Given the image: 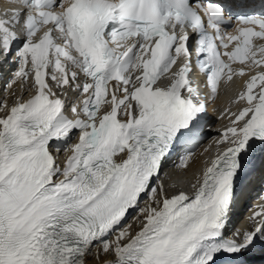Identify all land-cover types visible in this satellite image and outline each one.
<instances>
[{
  "label": "snow or ice",
  "instance_id": "6c2138e0",
  "mask_svg": "<svg viewBox=\"0 0 264 264\" xmlns=\"http://www.w3.org/2000/svg\"><path fill=\"white\" fill-rule=\"evenodd\" d=\"M15 3L0 18V51L19 43L16 78H32L36 91L0 103V264H86L96 247L114 256L105 264H247L244 254L264 245V205L242 239L225 232L249 165L264 156V9L251 14L246 0ZM234 76L247 77L234 101L244 106L222 113L230 126L195 191L154 187L162 162L198 143L205 97ZM50 148L71 153L63 166ZM130 210L143 217L135 234L122 227Z\"/></svg>",
  "mask_w": 264,
  "mask_h": 264
},
{
  "label": "bare ground",
  "instance_id": "6f19581e",
  "mask_svg": "<svg viewBox=\"0 0 264 264\" xmlns=\"http://www.w3.org/2000/svg\"><path fill=\"white\" fill-rule=\"evenodd\" d=\"M220 103V102H219ZM216 104V103H215ZM205 156H200L198 159H196L185 171L186 174L183 176H186L185 179L188 183L192 182L194 180V178L196 177L197 171L196 169L199 167V165L202 163L203 159ZM179 182V180H175L174 183ZM175 185V184H173ZM172 186H169L168 189H172ZM147 203H150V201H148ZM146 203V204H147ZM144 206V205H143ZM140 219H142V216H140ZM113 257V255H107L105 256L102 252H100V250H98V252L94 255V257L90 258L89 263L90 264H101V263H105V261H107V259Z\"/></svg>",
  "mask_w": 264,
  "mask_h": 264
},
{
  "label": "rangeland",
  "instance_id": "374dc122",
  "mask_svg": "<svg viewBox=\"0 0 264 264\" xmlns=\"http://www.w3.org/2000/svg\"><path fill=\"white\" fill-rule=\"evenodd\" d=\"M92 258V257H91Z\"/></svg>",
  "mask_w": 264,
  "mask_h": 264
}]
</instances>
